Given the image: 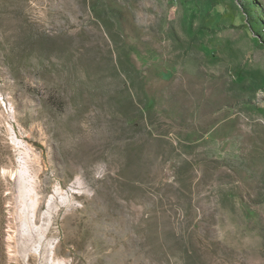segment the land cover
<instances>
[{
	"label": "rangeland",
	"instance_id": "1",
	"mask_svg": "<svg viewBox=\"0 0 264 264\" xmlns=\"http://www.w3.org/2000/svg\"><path fill=\"white\" fill-rule=\"evenodd\" d=\"M35 208L67 264H264V0H0V264Z\"/></svg>",
	"mask_w": 264,
	"mask_h": 264
},
{
	"label": "bare ground",
	"instance_id": "2",
	"mask_svg": "<svg viewBox=\"0 0 264 264\" xmlns=\"http://www.w3.org/2000/svg\"><path fill=\"white\" fill-rule=\"evenodd\" d=\"M35 206H37V204ZM39 212H40V208H35L28 223V232H27L28 234L26 237V244L23 247V249L27 251L26 257L28 259V262L26 264H67L64 262L65 260L64 261L59 260L58 250L60 252V248L59 247L53 248L51 245L52 243L50 244L47 241L49 240L48 237L51 235V232L53 230L47 232V234L45 233L44 234L45 237L43 236L44 238L39 237L36 234V225L40 219ZM33 246H36L35 249ZM12 248L13 247L10 245L9 246L10 258L16 261H20V259L16 255L17 251Z\"/></svg>",
	"mask_w": 264,
	"mask_h": 264
}]
</instances>
